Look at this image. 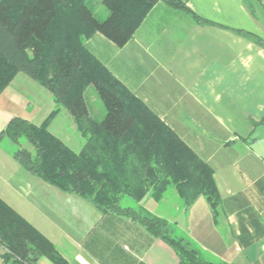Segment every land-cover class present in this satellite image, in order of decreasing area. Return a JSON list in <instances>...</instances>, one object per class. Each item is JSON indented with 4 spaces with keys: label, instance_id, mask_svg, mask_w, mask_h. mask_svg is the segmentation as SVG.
<instances>
[{
    "label": "crops",
    "instance_id": "obj_1",
    "mask_svg": "<svg viewBox=\"0 0 264 264\" xmlns=\"http://www.w3.org/2000/svg\"><path fill=\"white\" fill-rule=\"evenodd\" d=\"M184 1L205 21L157 1L123 46L96 32L85 44L208 164L219 195L215 210L203 195L186 207L175 190L160 200L148 191L136 204L167 220L174 235L207 259L264 264V47L240 32L264 41V0H254L253 9L246 0ZM51 96L17 73L0 93V133L14 117L39 125L56 107ZM57 110L49 132L79 152L85 137L64 107ZM13 153L0 145V199L39 229L66 264H101L85 242L107 219L112 224L98 237L122 251L116 264H178L162 239L147 236L131 220L104 216L90 200L33 176ZM4 252L0 244V264ZM37 264L55 263L41 256Z\"/></svg>",
    "mask_w": 264,
    "mask_h": 264
},
{
    "label": "trees",
    "instance_id": "obj_2",
    "mask_svg": "<svg viewBox=\"0 0 264 264\" xmlns=\"http://www.w3.org/2000/svg\"><path fill=\"white\" fill-rule=\"evenodd\" d=\"M202 20L184 0H102L108 16L98 19L87 0H0V93L21 72L50 91L56 107L39 125L12 118L0 133L18 148L13 157L21 167L62 191L76 193L104 216L128 219L150 237L173 249L178 264H226L207 259L185 238L172 235L167 220L143 207L121 206L124 197L140 201L148 191L160 200L172 185L184 206L199 195L215 210L219 195L212 169L88 51L83 42L96 33L121 47L156 2ZM259 45L257 35L242 32ZM92 84L105 114L93 117L85 88ZM65 107L85 137L79 152L69 149L48 130V123ZM25 138L32 149L20 146ZM102 221L85 245L101 264H116L121 250L103 241ZM99 236V237H98ZM0 244L3 264H37L41 256L66 264L55 245L0 199ZM95 244L99 248L93 250ZM120 254V255H119Z\"/></svg>",
    "mask_w": 264,
    "mask_h": 264
},
{
    "label": "rangeland",
    "instance_id": "obj_3",
    "mask_svg": "<svg viewBox=\"0 0 264 264\" xmlns=\"http://www.w3.org/2000/svg\"><path fill=\"white\" fill-rule=\"evenodd\" d=\"M255 1H257L258 3H261L262 0H255ZM101 3H102V0H87V2H86V5L88 6V8L92 11L94 16L96 18H98V19H104L105 15L107 13V10L105 9L104 5L101 4ZM246 3L251 9H253L254 0H246ZM86 41H87V39L83 42V44L85 46H86V44H85ZM88 51H90V50L88 49ZM83 93H84L83 96H84L85 101H86L87 106H88L87 109H89L90 113H92L98 119L102 118L104 116V114H105V109L103 108V105H102V102L99 99V96H97V92L95 90V87L92 84H90V85H88L85 88ZM64 109H65V107H64ZM64 121H58L57 123L60 126V125L66 124ZM77 137H80V136L77 134ZM77 137H75V141L76 142L78 141ZM2 138H4V139L1 140V143H0V145L2 147H5L7 150H11V151L17 149V147H18L17 144H15L12 141H10V139L6 138V136H4ZM20 142H21L22 146H24V147H26L28 149H32L31 144H29V142L25 138L22 137L20 139ZM174 190H175V188L172 185H169L166 188V190L164 191L163 195L165 193H167L168 195H170V194L174 195ZM175 192L177 193L176 190H175ZM167 196H166V198L170 199V201L173 200L172 196L170 198L167 197ZM121 206L136 207V203L133 200L124 197V199L121 201ZM172 235H174V234L172 233ZM174 236H176V234Z\"/></svg>",
    "mask_w": 264,
    "mask_h": 264
}]
</instances>
